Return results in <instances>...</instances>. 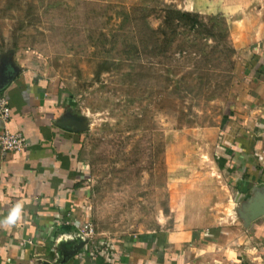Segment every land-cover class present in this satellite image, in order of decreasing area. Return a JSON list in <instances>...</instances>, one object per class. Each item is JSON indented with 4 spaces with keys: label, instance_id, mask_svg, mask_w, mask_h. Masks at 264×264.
<instances>
[{
    "label": "rangeland",
    "instance_id": "374dc122",
    "mask_svg": "<svg viewBox=\"0 0 264 264\" xmlns=\"http://www.w3.org/2000/svg\"><path fill=\"white\" fill-rule=\"evenodd\" d=\"M165 7L208 28L165 26ZM263 22L264 0H0V61L66 97L89 242L245 223L214 147Z\"/></svg>",
    "mask_w": 264,
    "mask_h": 264
},
{
    "label": "crops",
    "instance_id": "0c3cea01",
    "mask_svg": "<svg viewBox=\"0 0 264 264\" xmlns=\"http://www.w3.org/2000/svg\"><path fill=\"white\" fill-rule=\"evenodd\" d=\"M262 24L241 37L240 47L249 49L214 147L221 171L240 189L236 199L248 203L264 199ZM12 75L0 87L11 110L0 129L21 131L27 145L0 154V221L22 206L15 224H0V264H264V215L238 228L176 226L115 242L95 239L84 248L80 196L86 167L78 158L77 128L65 116L66 97L40 76L19 69ZM241 212L246 214H236Z\"/></svg>",
    "mask_w": 264,
    "mask_h": 264
},
{
    "label": "built area",
    "instance_id": "2783aa9c",
    "mask_svg": "<svg viewBox=\"0 0 264 264\" xmlns=\"http://www.w3.org/2000/svg\"><path fill=\"white\" fill-rule=\"evenodd\" d=\"M10 104L7 97L0 93V119L7 122L10 118ZM25 135L21 131L12 132L7 128L0 129V154L5 155L11 151H21L27 145ZM75 225V224H74ZM84 233H82V242L84 245L89 243V235L92 234L93 229L88 224L84 226ZM88 240V241H87ZM88 242V243H87ZM91 242V241H90ZM85 248V247H84ZM95 250V247H93ZM85 253L82 252L81 256L85 257Z\"/></svg>",
    "mask_w": 264,
    "mask_h": 264
},
{
    "label": "trees",
    "instance_id": "16d2710c",
    "mask_svg": "<svg viewBox=\"0 0 264 264\" xmlns=\"http://www.w3.org/2000/svg\"><path fill=\"white\" fill-rule=\"evenodd\" d=\"M163 25H176L179 27L188 28L190 30L198 31L199 28L206 27L205 22L198 16L197 13H191L189 11H181L177 8L173 7H165L164 8V15H163ZM209 36H211L210 31L207 33ZM63 230L67 231H76L74 226L69 225H63ZM119 241V240H118ZM96 243L99 245L98 247V253H101L102 243L98 240H96ZM74 254L72 255V257Z\"/></svg>",
    "mask_w": 264,
    "mask_h": 264
},
{
    "label": "water",
    "instance_id": "95a60500",
    "mask_svg": "<svg viewBox=\"0 0 264 264\" xmlns=\"http://www.w3.org/2000/svg\"><path fill=\"white\" fill-rule=\"evenodd\" d=\"M4 66L6 68H4ZM3 69L0 70L2 74L0 75V87L8 80H11L13 75L12 72H16V69L13 67H9L8 65H3ZM246 214L245 216V223H250L251 221L259 218L260 216L264 215V199L261 201H252L249 202L248 205L245 207ZM81 245H83V242L81 241ZM80 247V246H79Z\"/></svg>",
    "mask_w": 264,
    "mask_h": 264
},
{
    "label": "clouds",
    "instance_id": "9594fccd",
    "mask_svg": "<svg viewBox=\"0 0 264 264\" xmlns=\"http://www.w3.org/2000/svg\"><path fill=\"white\" fill-rule=\"evenodd\" d=\"M21 214L22 206L17 204L11 209L9 215L3 221H0V224L11 226L21 218Z\"/></svg>",
    "mask_w": 264,
    "mask_h": 264
}]
</instances>
